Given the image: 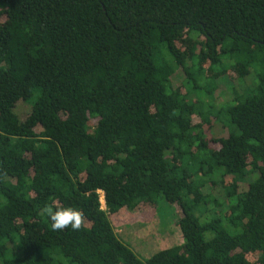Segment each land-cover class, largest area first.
Wrapping results in <instances>:
<instances>
[{
	"label": "trees",
	"instance_id": "16d2710c",
	"mask_svg": "<svg viewBox=\"0 0 264 264\" xmlns=\"http://www.w3.org/2000/svg\"><path fill=\"white\" fill-rule=\"evenodd\" d=\"M0 264H264V0H0Z\"/></svg>",
	"mask_w": 264,
	"mask_h": 264
},
{
	"label": "rangeland",
	"instance_id": "374dc122",
	"mask_svg": "<svg viewBox=\"0 0 264 264\" xmlns=\"http://www.w3.org/2000/svg\"><path fill=\"white\" fill-rule=\"evenodd\" d=\"M223 103V100H218L216 106L220 107ZM28 109L26 106L18 109L22 118L28 115ZM101 196L103 209H105L104 194L101 193ZM113 223L121 241L132 248L143 261L163 248L182 243L181 231L176 228L174 230L170 226L167 213L159 214L157 219L149 223L138 222L129 226L122 218L113 219Z\"/></svg>",
	"mask_w": 264,
	"mask_h": 264
},
{
	"label": "clouds",
	"instance_id": "9594fccd",
	"mask_svg": "<svg viewBox=\"0 0 264 264\" xmlns=\"http://www.w3.org/2000/svg\"><path fill=\"white\" fill-rule=\"evenodd\" d=\"M51 221V228L53 231H63L67 228L71 230H79L83 222L82 211L74 207H61L53 209L49 207L46 209Z\"/></svg>",
	"mask_w": 264,
	"mask_h": 264
}]
</instances>
